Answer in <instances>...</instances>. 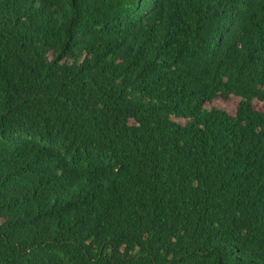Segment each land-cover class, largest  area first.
<instances>
[{"label": "trees", "instance_id": "16d2710c", "mask_svg": "<svg viewBox=\"0 0 264 264\" xmlns=\"http://www.w3.org/2000/svg\"><path fill=\"white\" fill-rule=\"evenodd\" d=\"M0 264H264V0H0Z\"/></svg>", "mask_w": 264, "mask_h": 264}, {"label": "rangeland", "instance_id": "374dc122", "mask_svg": "<svg viewBox=\"0 0 264 264\" xmlns=\"http://www.w3.org/2000/svg\"><path fill=\"white\" fill-rule=\"evenodd\" d=\"M237 102H238V99H236V98H234L232 101H228V102H223L221 100L215 101L216 105L226 108L231 113L235 112Z\"/></svg>", "mask_w": 264, "mask_h": 264}]
</instances>
